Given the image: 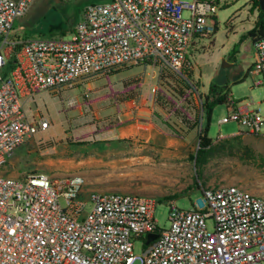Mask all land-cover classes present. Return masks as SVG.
I'll use <instances>...</instances> for the list:
<instances>
[{
    "label": "built area",
    "instance_id": "2783aa9c",
    "mask_svg": "<svg viewBox=\"0 0 264 264\" xmlns=\"http://www.w3.org/2000/svg\"><path fill=\"white\" fill-rule=\"evenodd\" d=\"M34 1L0 0V167L49 126L43 117L25 118L22 94L72 88L90 76L138 65L151 67L152 76L190 81L188 55L197 40L213 34L222 0L94 1L84 4L69 39L11 36ZM252 48L250 73L258 77L254 85L264 86V33ZM138 100L153 103L154 94L144 92ZM230 120L250 134L260 131L254 111L232 109L222 122ZM85 185L78 174L0 175V264H264V197L238 184L202 189L190 210L170 201L167 229L157 227L153 199L86 191ZM148 234L157 237L145 244ZM138 238L144 247L135 256L132 240Z\"/></svg>",
    "mask_w": 264,
    "mask_h": 264
},
{
    "label": "rangeland",
    "instance_id": "374dc122",
    "mask_svg": "<svg viewBox=\"0 0 264 264\" xmlns=\"http://www.w3.org/2000/svg\"><path fill=\"white\" fill-rule=\"evenodd\" d=\"M79 1L84 2L35 0L27 14L14 22L10 35L37 37L47 31L48 23L70 28L78 17ZM105 1L108 0L99 2ZM251 5V0H222L219 4L213 34L197 40L188 55L192 65L188 77L197 90L169 73L152 76L151 67L138 65L90 76L72 88L48 91L44 98L38 92L30 96L28 113L34 118H45L49 126L17 146L9 154L8 162L0 167V174L22 178L36 173L78 174L83 176L88 190L115 188L150 196L158 229L169 227L170 201L179 209L190 210L194 201L202 199L205 188L238 184L264 197V166L243 158L236 149L232 154L225 149L202 161L197 159V133L207 125V119L204 115L202 124H198V113L190 97L207 94L211 85L225 86L233 103L213 108L208 137L218 145L227 137L238 136L233 148L239 147L257 158L264 156V86L254 85L257 76L250 74L254 51L248 33L256 19ZM183 17H189L188 12ZM70 36L66 32L62 37ZM9 70L6 65L1 73L9 74ZM144 92L153 93L154 102L163 111L158 127L161 140L145 142L140 136L125 141L111 139V129L119 124V103L138 98ZM237 104H248V109L256 112L261 121L258 134H250L236 120L222 122ZM132 115H136L134 109ZM121 143L131 156L120 162L111 161V154H116ZM206 226L212 229L211 219L206 220ZM132 244L133 255L140 256L143 240L133 239Z\"/></svg>",
    "mask_w": 264,
    "mask_h": 264
},
{
    "label": "crops",
    "instance_id": "0c3cea01",
    "mask_svg": "<svg viewBox=\"0 0 264 264\" xmlns=\"http://www.w3.org/2000/svg\"><path fill=\"white\" fill-rule=\"evenodd\" d=\"M252 41V40H251ZM252 43V42H251ZM249 70V69H248ZM251 74V73H250ZM251 77L255 78L256 75L251 74ZM258 80V77L256 79V81ZM255 81V82H256ZM254 82V83H255ZM262 86V85H261ZM48 95V91H39L38 92V96L40 97H46ZM191 101L194 102V106L197 110V121L198 124L201 121L202 124V110L200 107V100L202 98V94L201 95H194L192 94L191 96ZM30 96L28 94H22L20 96V100L22 103V109H23V113L25 118H27L28 120H36L38 118H34L33 115H31L29 112V108H30ZM140 102V103H139ZM140 104L139 107H136L137 104ZM117 112L119 115V124L114 126L111 129V139L113 140H121V141H125L129 138H134L137 136H140L142 138H145V142L148 141H154V142H159L161 139V133L158 131V127L160 126V121H159V114L162 113V109L161 106L158 105L157 103H142V101L138 100V98L135 99H131L130 101H123L120 102L119 105L117 106ZM133 109L136 111V115L133 117ZM234 109L237 111H245V110H249L248 109V104H237L236 106L234 105ZM251 111V110H249ZM194 117H196L194 115ZM138 118L142 119V121H138ZM174 119V118H173ZM195 119V118H194ZM196 120V119H195ZM194 124V122H193ZM196 127V124L193 125ZM121 147L118 148L116 154H111V161H113V159L116 162H120L122 160H125L126 157L129 158L131 156L130 151H126V147L124 143H121ZM6 162H8V156L6 158ZM5 162V163H6ZM0 175H4L10 178H14V179H21V176H17L16 174H11V175H7V174H0ZM24 177V176H23ZM111 181V180H109ZM116 188H121V187H116ZM88 189H86L87 191ZM96 191H103V192H119V193H130V194H137L134 192H128L125 190H115V188L113 190L110 189H105V190H96ZM140 195V194H138ZM151 198L150 196H146Z\"/></svg>",
    "mask_w": 264,
    "mask_h": 264
},
{
    "label": "trees",
    "instance_id": "16d2710c",
    "mask_svg": "<svg viewBox=\"0 0 264 264\" xmlns=\"http://www.w3.org/2000/svg\"><path fill=\"white\" fill-rule=\"evenodd\" d=\"M94 1H100V0H84V2L79 1L78 6H77V14L79 16V13L81 11L80 5L89 3V2H94ZM251 7L252 11L254 10L256 12V19L254 21V27L249 31L248 36L251 38L253 41L257 36L261 35L264 33V10H261L259 8L257 0H251ZM50 24V25H49ZM216 29V28H215ZM45 32H41L37 34V37H41L42 35L47 34L48 37L46 38H59L64 36L66 32L72 31V26L69 28H63L61 25H56L54 23H48V26L46 27ZM24 38H31V37H24ZM9 69H11V63L9 62ZM190 83V84H189ZM186 86L193 90H197L196 84L192 80H187L186 81ZM132 99V98H131ZM201 103L200 107L202 110V116H206L207 119V125L202 128L200 132H198V149H197V159L199 161L204 160L207 156L212 155L215 152H219L220 150H225L227 149L228 154H232L233 149H236L238 152H241V155H243V158L253 160V162L257 163L260 167L263 168L264 166V156H257L253 154H246L245 151H242L241 148H233L232 145L237 141L238 136H232V137H227L224 139V141L221 144L215 145L213 144L212 138L208 137L207 135V130L209 126V121H210V116L213 108L221 103H227L228 105L231 106L233 103V100L229 95H227L225 86H219V85H211L210 89L207 94L202 95L201 98ZM227 146V147H226ZM243 148V147H242Z\"/></svg>",
    "mask_w": 264,
    "mask_h": 264
},
{
    "label": "water",
    "instance_id": "95a60500",
    "mask_svg": "<svg viewBox=\"0 0 264 264\" xmlns=\"http://www.w3.org/2000/svg\"><path fill=\"white\" fill-rule=\"evenodd\" d=\"M257 2H258V5H259V8L261 10H264V0H257ZM222 66H224V63H223ZM156 237H157L156 234H148L146 236L145 244H148L149 242H151L152 240H154Z\"/></svg>",
    "mask_w": 264,
    "mask_h": 264
},
{
    "label": "bare ground",
    "instance_id": "6f19581e",
    "mask_svg": "<svg viewBox=\"0 0 264 264\" xmlns=\"http://www.w3.org/2000/svg\"><path fill=\"white\" fill-rule=\"evenodd\" d=\"M161 179V178H160Z\"/></svg>",
    "mask_w": 264,
    "mask_h": 264
}]
</instances>
